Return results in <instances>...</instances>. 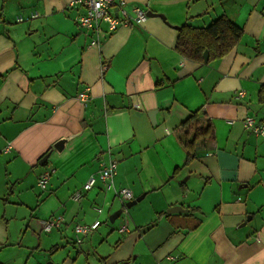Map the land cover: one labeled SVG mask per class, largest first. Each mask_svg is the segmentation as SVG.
<instances>
[{"label": "crops", "instance_id": "crops-1", "mask_svg": "<svg viewBox=\"0 0 264 264\" xmlns=\"http://www.w3.org/2000/svg\"><path fill=\"white\" fill-rule=\"evenodd\" d=\"M69 1L0 0V264H264V136L243 124L246 116L264 123V0H125L129 12L164 19L110 34L101 23L99 44ZM222 14L242 29L226 55L198 63L176 50L182 24ZM207 121L213 138L199 140L184 166V134ZM68 136L61 152L52 149ZM110 158L115 189L142 196L119 224L126 206L99 180L71 199ZM174 205L186 211L167 214ZM188 213L201 219L193 229ZM58 214L64 223L44 231ZM95 219L98 228L76 244L73 225ZM123 222L128 231L119 232Z\"/></svg>", "mask_w": 264, "mask_h": 264}, {"label": "built area", "instance_id": "built-area-1", "mask_svg": "<svg viewBox=\"0 0 264 264\" xmlns=\"http://www.w3.org/2000/svg\"><path fill=\"white\" fill-rule=\"evenodd\" d=\"M125 0H70L68 7H79L82 12L78 15V25L85 29L86 32L93 34L91 44H99L100 34L102 32L100 24H105L104 33L110 34L118 26L127 25L131 22H141L146 18V11L136 6L131 7L129 12L125 8ZM37 13L31 14L32 18L37 17ZM23 18L19 16L17 21H22ZM239 95L243 94L242 91L238 92ZM89 97V88L86 87L80 91L76 98L79 101L85 102ZM243 124L246 129L255 135L264 136V123L257 122L252 116H246L243 119ZM117 162L114 159H108L106 162L100 164L99 169L95 174H91L88 179L83 183L81 188L74 191L71 195L73 201H80L85 192L90 190L95 182L99 180L105 191H113L118 197L120 205L125 207L126 202L130 201L133 197L130 189L121 187L115 189L114 176L116 174ZM51 175L50 169L43 170L37 177L36 185L44 190L46 188L48 179ZM96 211L100 214L102 208L95 207ZM64 223V218L61 214L49 217L42 223V229L46 232L54 228L60 227ZM101 224L100 219H95L89 224L75 223L72 227L73 238L76 244H80L83 239L90 233L94 232ZM119 232L128 231V226L125 222L121 223L118 227Z\"/></svg>", "mask_w": 264, "mask_h": 264}, {"label": "trees", "instance_id": "trees-1", "mask_svg": "<svg viewBox=\"0 0 264 264\" xmlns=\"http://www.w3.org/2000/svg\"><path fill=\"white\" fill-rule=\"evenodd\" d=\"M242 36V29L231 21L225 14L219 15L213 19L208 25L202 27L193 26L187 22L182 24L178 29V37L175 43L176 50L184 57L202 63V54L204 50L208 51V60H213L226 55L239 41ZM258 103L264 107V84H261L257 91ZM199 113L192 112L185 120L190 121L198 116ZM213 127L209 121L203 126H196L193 131V136L184 134L182 144L186 151L184 166L195 156L194 148L197 142L201 139L213 138ZM180 168L174 170L177 171ZM165 215V212L158 214ZM187 216L192 215L190 213ZM194 223L188 227L193 229L197 227L201 219L192 217ZM153 225L151 223L147 226Z\"/></svg>", "mask_w": 264, "mask_h": 264}, {"label": "water", "instance_id": "water-1", "mask_svg": "<svg viewBox=\"0 0 264 264\" xmlns=\"http://www.w3.org/2000/svg\"><path fill=\"white\" fill-rule=\"evenodd\" d=\"M146 16H158V17H161L162 19H164V16L160 13H155L151 10H147L146 12ZM174 27H177V26H174ZM202 58H203V62H207L208 60V51L207 50H204L203 54H202ZM150 120H154V115L153 113H149L148 114ZM72 136H68V137H62L60 139H58L52 146V149H54L56 152H61L66 144V142L71 139ZM52 150H49L47 151L38 161V164L39 165H44L48 156L50 155ZM142 196L140 197H137L135 199H131L130 201L126 202L125 206L127 208L131 207L132 205H134L137 201H139L141 199ZM186 211L185 208L179 206V205H174V206H171L169 208L166 209V213L167 214H173V213H181V212H184ZM121 213V209H118L116 210L115 212H113L112 214L109 215L108 217V220L110 222H113Z\"/></svg>", "mask_w": 264, "mask_h": 264}, {"label": "rangeland", "instance_id": "rangeland-1", "mask_svg": "<svg viewBox=\"0 0 264 264\" xmlns=\"http://www.w3.org/2000/svg\"><path fill=\"white\" fill-rule=\"evenodd\" d=\"M39 161V160H38ZM37 163V165L39 166V167H42L41 165H39L38 164V162H36ZM28 180V181H27ZM23 182L24 183H26V182H29V179H25V180H23L22 181V184H23ZM27 184V183H26ZM47 186V185H46ZM38 187V186H37ZM39 188V187H38ZM38 190H40V191H45V190H42V189H38ZM41 193H44V192H41ZM133 206H131V207H129V208H126L125 207V209H126V212H125V209H124V212H122V214L114 221V223H116V224H119L120 223V221L124 218V216H126L127 214V212H129L130 211V209L132 208Z\"/></svg>", "mask_w": 264, "mask_h": 264}]
</instances>
